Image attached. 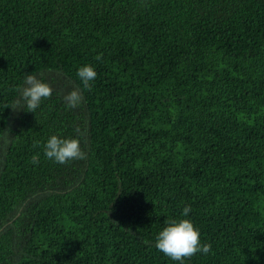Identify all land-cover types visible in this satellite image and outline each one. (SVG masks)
Wrapping results in <instances>:
<instances>
[{"label":"trees","instance_id":"trees-1","mask_svg":"<svg viewBox=\"0 0 264 264\" xmlns=\"http://www.w3.org/2000/svg\"><path fill=\"white\" fill-rule=\"evenodd\" d=\"M77 127L84 160L43 156ZM186 205L184 264H264V0H0V264H179L154 237Z\"/></svg>","mask_w":264,"mask_h":264},{"label":"clouds","instance_id":"clouds-1","mask_svg":"<svg viewBox=\"0 0 264 264\" xmlns=\"http://www.w3.org/2000/svg\"><path fill=\"white\" fill-rule=\"evenodd\" d=\"M39 73H26L22 84L18 88L17 97L11 108L13 110H24L35 112L42 100L52 95V88L49 83L40 78ZM76 76L81 83L88 87L91 81L97 76L94 66L84 64L77 68ZM64 104L72 109L80 106L83 102V95L79 88H74L63 96ZM77 136L64 137L57 134L50 135L43 144V156L54 163L64 164L74 160H84L86 152L81 148L82 137L86 129H75ZM33 164H38V158H33ZM191 211L190 206H184L180 217L173 218L156 233L154 237L155 248L169 257L174 262L184 264V259L200 252L207 254L210 245L201 241L199 228L194 226L188 217Z\"/></svg>","mask_w":264,"mask_h":264}]
</instances>
